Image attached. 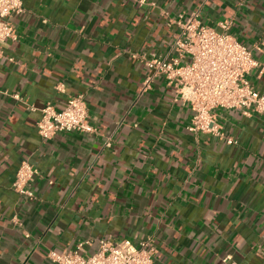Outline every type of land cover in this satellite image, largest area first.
<instances>
[{
	"label": "crops",
	"instance_id": "obj_1",
	"mask_svg": "<svg viewBox=\"0 0 264 264\" xmlns=\"http://www.w3.org/2000/svg\"><path fill=\"white\" fill-rule=\"evenodd\" d=\"M22 4L0 60V264L148 239L153 264H264V116L215 111L236 145L192 134L189 107L140 60L170 55L176 23L197 13L252 52L259 67L248 80L264 91V0ZM78 95L95 132L43 141L40 110ZM24 162L38 171L33 200L11 189Z\"/></svg>",
	"mask_w": 264,
	"mask_h": 264
},
{
	"label": "built area",
	"instance_id": "obj_2",
	"mask_svg": "<svg viewBox=\"0 0 264 264\" xmlns=\"http://www.w3.org/2000/svg\"><path fill=\"white\" fill-rule=\"evenodd\" d=\"M23 10L22 0H0V60L5 43L17 40L9 19L20 15ZM176 25L178 35L172 43L170 55H150L140 60L153 71L154 76L174 87V102L189 107L191 118L187 130L195 135H210L224 140L222 127L216 120V110H238L244 116H264V91L256 90L248 80L251 72L259 66L252 52L227 34V25H220L224 32L217 33L201 25L197 13ZM260 71H264V66ZM56 91L61 92L62 85H58ZM13 98L19 100L17 95ZM72 132H95L88 122L83 96L69 97L62 109L46 104L40 110L37 133L43 141L59 133ZM225 140L227 145L237 144L233 139ZM37 175L38 171L31 164L22 163L11 185L12 191L19 197L33 200L31 185ZM12 220L16 222L17 218L14 216ZM89 246L88 241L79 242L72 250L49 253L48 260L50 264H153L156 255V248L149 239L138 245L129 240L119 243L101 240L92 254L86 253ZM223 263L235 264L228 259Z\"/></svg>",
	"mask_w": 264,
	"mask_h": 264
}]
</instances>
